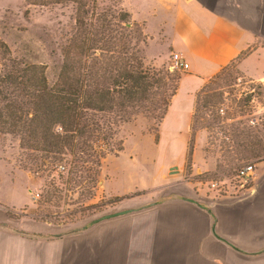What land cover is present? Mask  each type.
Wrapping results in <instances>:
<instances>
[{"label": "crops", "instance_id": "obj_1", "mask_svg": "<svg viewBox=\"0 0 264 264\" xmlns=\"http://www.w3.org/2000/svg\"><path fill=\"white\" fill-rule=\"evenodd\" d=\"M151 1L170 15V50L188 64L161 122L172 112L182 82H189L190 134L197 92L225 66L234 62L249 79L264 81V0ZM125 150L103 168V192L121 196L127 192L120 186L131 185L128 193H140L114 204L109 213L117 215L92 219L83 229L60 234L30 218L12 219L0 197V264H264V161L255 164L238 194L201 193L196 183L164 193L156 177L143 179L141 168H124Z\"/></svg>", "mask_w": 264, "mask_h": 264}, {"label": "trees", "instance_id": "obj_2", "mask_svg": "<svg viewBox=\"0 0 264 264\" xmlns=\"http://www.w3.org/2000/svg\"><path fill=\"white\" fill-rule=\"evenodd\" d=\"M122 2L25 0L34 7L69 11L65 31L57 33L54 42L58 43L60 61L51 67L14 54L0 40V134L18 138V163L23 169L40 168L68 157L64 190H78L81 200L92 199L99 180L103 153L97 144L109 145L120 128L138 115L158 127L180 80V73L146 62V34ZM231 64L212 79L221 81L229 76ZM202 88L196 94L191 117L187 162L193 152L195 123L212 130L219 123L215 112L208 115V122L197 116L211 97L209 93L201 97L207 92ZM228 128L229 142L220 139L227 146L223 162L226 156L227 165L264 156L259 137L264 129L241 120ZM121 150L120 143L117 151ZM58 193L60 190L50 183L45 197L51 202ZM122 198L126 196L115 197V203L109 204Z\"/></svg>", "mask_w": 264, "mask_h": 264}, {"label": "rangeland", "instance_id": "obj_3", "mask_svg": "<svg viewBox=\"0 0 264 264\" xmlns=\"http://www.w3.org/2000/svg\"><path fill=\"white\" fill-rule=\"evenodd\" d=\"M122 6L132 15V20L142 25L143 32L147 37L144 56L147 63L159 66H169L171 18L151 0H122ZM65 12V14H63ZM69 11L57 8H38L25 3V0H0V40L14 51L37 63L56 65L59 63L58 43L54 44L57 33L63 30L67 23ZM60 42V41H58ZM177 73H182L176 70ZM229 76L221 81L209 79L203 84L206 86L205 93L211 95L209 104L201 107L197 116H201L203 122H208L207 117L211 113H217L219 106L224 108V114L219 115V123L215 124L214 130L202 128L200 123H195L197 128L193 143V156L187 162L186 138L188 136V108L194 102V92L189 82L183 81L178 97L166 122L159 126L138 115L130 122L124 124L119 133L109 145L99 142L98 150L103 153L101 158L99 180L94 186V195L91 200H81L78 190L67 193L64 190L68 157L63 161L42 165L40 168H21L18 163L19 141L12 135L0 134V197L6 206L7 213L12 219L26 217L58 228L60 233L65 234L68 230L79 229L89 224L92 219L108 214L113 200L118 196H107L103 192V180L111 161L114 160L118 145L121 143L124 168L131 169L132 173H141L143 179L156 177V183L162 186L164 193L171 187H185L189 189L196 183L201 193L216 195L218 192L208 189L209 181H225L229 192L234 190L235 169L244 163L256 164L264 161V156L251 159L237 160L235 164L227 165L228 157L223 158L227 149L224 143L229 142L230 131L228 125L241 120L250 126H258L264 129V81H253L246 77L236 64H231L228 70ZM208 86V87H207ZM215 88V90H211ZM208 95V94H207ZM181 101L180 107L178 102ZM210 105H213L210 108ZM184 107H186L184 109ZM179 109L182 111L173 110ZM185 110V111H184ZM201 120V121H202ZM254 123H250V121ZM210 126V125H209ZM261 144L264 145V134H259ZM221 139V140H220ZM229 149V148H228ZM171 154V155H170ZM176 156L180 166V174L165 176L168 158ZM194 159L192 160V158ZM65 164L61 172L57 169L58 164ZM123 166V165H122ZM108 167V168H107ZM199 168V169H197ZM136 175V174H135ZM164 179L163 182H161ZM50 183L60 190L57 197L48 202L46 192L50 191ZM120 185H118L119 187ZM226 187V186H225ZM28 189V191H26ZM49 189V190H48ZM121 196H134L140 193V189H134L127 185L120 186ZM30 190V191H29ZM40 193L37 200H32L30 192ZM242 192V191H240ZM226 195L221 192L218 194ZM124 199V198H122ZM78 202L75 204V202ZM109 202H114L109 204ZM74 203V204H73ZM94 205L89 207V205Z\"/></svg>", "mask_w": 264, "mask_h": 264}, {"label": "built area", "instance_id": "obj_4", "mask_svg": "<svg viewBox=\"0 0 264 264\" xmlns=\"http://www.w3.org/2000/svg\"><path fill=\"white\" fill-rule=\"evenodd\" d=\"M188 68V64L182 59L180 53L178 52H171L170 58H169V66L168 69L170 71H185ZM217 114L223 115L224 114V108L222 106H219L217 109ZM250 123H254V121H250ZM57 131H61L60 127L56 128ZM57 169L59 171H63L65 169V164L61 163L57 165ZM255 173V165L252 163H244L238 165L237 169H235V174L233 176L234 180V190L237 194L240 190H243L248 186V183L252 176ZM226 182V181H225ZM225 182L222 183L219 179L216 181H209L208 183V189L211 191H216L218 192L216 195L220 194L221 192L227 194L229 192V187H228V181L227 185H225ZM226 186V187H225ZM31 199L32 200H37L39 198L40 193L38 191H31L30 192Z\"/></svg>", "mask_w": 264, "mask_h": 264}, {"label": "water", "instance_id": "obj_5", "mask_svg": "<svg viewBox=\"0 0 264 264\" xmlns=\"http://www.w3.org/2000/svg\"><path fill=\"white\" fill-rule=\"evenodd\" d=\"M180 166H179V162H178V158L176 156H172L168 159V162H167V166H166V171H165V174L167 176H175V175H179L180 174ZM118 213L117 212H113V213H108V214H105L103 216H100L96 219H94L93 221H99L101 219H105V218H109V217H113L115 215H117ZM85 228V226L82 227V229ZM75 229H72V230H68L67 232H73ZM77 230V229H76ZM65 232V233H67ZM60 234H63V233H60Z\"/></svg>", "mask_w": 264, "mask_h": 264}]
</instances>
